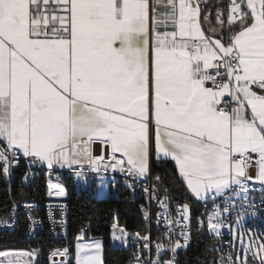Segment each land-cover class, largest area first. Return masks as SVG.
I'll list each match as a JSON object with an SVG mask.
<instances>
[{
    "label": "snow or ice",
    "instance_id": "1",
    "mask_svg": "<svg viewBox=\"0 0 264 264\" xmlns=\"http://www.w3.org/2000/svg\"><path fill=\"white\" fill-rule=\"evenodd\" d=\"M204 3L0 0V170L22 154L49 169L87 163L143 177L155 154L197 198L264 186V0H231L226 20L217 9L219 28L202 26ZM219 216L207 223L217 236ZM112 235L127 234L113 225ZM181 236L167 249L186 246ZM253 247L264 264V241L229 264H248ZM165 250L158 243L156 258L137 264H174ZM77 264H104L101 242L79 245Z\"/></svg>",
    "mask_w": 264,
    "mask_h": 264
},
{
    "label": "built area",
    "instance_id": "2",
    "mask_svg": "<svg viewBox=\"0 0 264 264\" xmlns=\"http://www.w3.org/2000/svg\"><path fill=\"white\" fill-rule=\"evenodd\" d=\"M207 1L205 0V3L202 5L203 7ZM21 160L26 163L31 176L36 175L37 168L42 167L39 163L32 164L30 158H24L20 155L18 163ZM18 163H13L10 166V171L7 173L10 181L16 174L15 167ZM45 172L48 185L47 199L43 204V209L45 212L44 215L51 225L56 238H66L69 234L70 224L69 194L65 184L62 182L61 173H65L74 179L75 188L78 193L89 190V181L91 179H108L111 186V194L117 197L121 192L120 182L123 181L135 197L140 200L139 208L144 214L147 213V216H145L148 220L149 227L145 234L138 231L133 232L121 224L118 221V216H116L112 224L110 247L115 250H127V260L124 264H137V257H140L141 261L150 258L155 259L157 256L156 245L163 242L166 250L162 252L160 259L167 261L174 258V264H180L178 257L179 250L188 247L191 242L194 225L192 206L186 201L173 202L168 194L154 188L152 171L145 179L121 172L119 169L113 170L108 168L105 170L101 167L99 170H94L88 166L80 167L78 165L73 168L64 167L60 170L45 168ZM77 172H81L82 175L78 176L76 174ZM61 190H63V194H61ZM253 193H262V188L258 185L257 181L249 182L246 191L240 190L238 186H233L229 190V197L227 199L216 197L202 201L200 212L196 217L195 223L200 233H205L209 236L210 248L215 254L216 264H221L222 260L224 264H229V256L233 260L237 258L233 226L240 216L250 212L256 213L264 221V198L245 199L241 197ZM185 204L188 205L187 214L189 220L187 221L182 220L184 214L183 205ZM38 207H40V204L28 200L14 204L11 218L8 220L0 219V230L14 229L18 218V210L23 208L30 219L28 235L30 237L33 236L37 231L42 230L44 226V215L36 212ZM225 207L228 208V211H223ZM217 211L220 212V216L214 219L213 222H218L222 225L219 236L207 228L209 216ZM164 217H167V220L173 223L169 224ZM176 221H180V223H176ZM185 224L188 225L187 228L184 227ZM113 225H116L117 228L124 229L127 234L124 242L113 238ZM154 226L157 232L156 237L153 236ZM182 231L189 236L187 245L177 248L175 252L167 249L169 242L174 244L176 241H180L181 245H184V239L181 236ZM117 235H120V233L117 232ZM144 237H147V239H144ZM85 239L84 231H80L75 236V244L77 245L78 242ZM145 244L148 245V248L144 247ZM65 249H67L66 252ZM54 252L57 254L53 255ZM73 263L76 264V256L70 252L68 246H57L52 251L50 264Z\"/></svg>",
    "mask_w": 264,
    "mask_h": 264
},
{
    "label": "trees",
    "instance_id": "3",
    "mask_svg": "<svg viewBox=\"0 0 264 264\" xmlns=\"http://www.w3.org/2000/svg\"><path fill=\"white\" fill-rule=\"evenodd\" d=\"M205 13L209 15L211 25L204 27L219 28L216 20L217 9L222 11L226 20L229 12L228 0H208L204 6ZM227 29L228 25H223ZM230 33L225 32V38ZM153 185L157 190L168 194L173 202L186 201L192 206L193 230L190 245L179 250L180 264H216L215 254L210 248V238L200 233L195 223L200 212L201 201L193 198L188 188L178 179L175 164L170 160H153ZM15 176L10 181L7 174L0 170V219L8 220L12 216L14 204L24 200L40 204L36 212L44 215L43 204L47 199V175L45 167L37 168V174L31 176L26 163L21 160L15 167ZM157 177L160 179L157 180ZM62 182L69 194L70 224L69 234L66 238H56L48 220L44 215V226L33 236H29L30 219L27 212L20 208L14 229L0 230V251L26 249L36 252L35 264H50V256L57 246H68L70 252L75 254V236L84 231L86 237H99L103 240L104 264H124L127 260V250H115L110 247L112 224L115 217L130 231L145 234L148 231V220L140 210V200L135 197L123 181L120 182L119 196L112 194L106 198H94L87 191L78 193L74 179L61 173ZM153 236H157L154 226ZM75 264V263H73Z\"/></svg>",
    "mask_w": 264,
    "mask_h": 264
},
{
    "label": "rangeland",
    "instance_id": "4",
    "mask_svg": "<svg viewBox=\"0 0 264 264\" xmlns=\"http://www.w3.org/2000/svg\"><path fill=\"white\" fill-rule=\"evenodd\" d=\"M93 187V188H92ZM89 192L92 194L94 198L100 199V198H106L109 197L111 194V186L108 179H91L89 181ZM245 199H260L264 198V193L260 194H248L241 196ZM251 217L253 219L254 225L253 226H247L243 225V230L241 231L240 235L238 234V230L240 229L241 225L245 222L246 219L242 217ZM241 230V229H240ZM234 245L235 249H237V257L243 258L245 255L244 249H246L250 244L258 245L261 241H264V221L262 217L256 213H246L242 216H240L235 221V230H234ZM99 241L102 244V256L104 260L103 255V240L99 237H86L85 240L80 241L76 245V264H77V256H78V246L79 245H92L94 242ZM238 245V248H237ZM87 250V249H86ZM256 251V248L253 247L252 251L247 252L246 255L248 257V264H259V256H253V252ZM34 252V251H33ZM36 255V252H34ZM28 254L22 253V252H9V256L6 257H0V261H8L11 260L13 264H17V261L19 264H26L28 261ZM32 264H35V258H32ZM30 263V264H31Z\"/></svg>",
    "mask_w": 264,
    "mask_h": 264
},
{
    "label": "crops",
    "instance_id": "5",
    "mask_svg": "<svg viewBox=\"0 0 264 264\" xmlns=\"http://www.w3.org/2000/svg\"><path fill=\"white\" fill-rule=\"evenodd\" d=\"M229 1V9H230V5H231V0H228ZM240 2V0H237V3H239ZM217 20V19H216ZM203 27H204V24L202 25ZM218 26H220V25H218ZM206 28V27H205ZM92 148H93V152H95V146H94V144L92 145ZM98 150V149H97ZM102 151H103V146H102ZM21 156H22V154H21ZM23 157V156H22ZM24 158H26V157H24ZM31 159V158H30ZM153 160H170V161H172L170 158H160V159H157V157H156V155L155 154H153V156H152V159H151V165H150V172H151V167H152V162H153ZM173 163H174V161H172ZM41 165V164H40ZM42 167H45V168H48L46 165H41ZM84 166H88V167H90L89 165H87V163H85L84 164ZM54 169H56V170H60V169H62L60 166H54ZM150 174V173H149ZM149 174H147V175H145V176H143V177H139L140 179H145V178H147L148 176H149ZM258 183V185H260L261 186V188H262V193H264V186H262L259 182H257ZM235 186V185H234ZM93 188V187H92ZM229 190H230V188L229 189H224V190H222L220 193H216L214 190L212 191V192H210L207 196H206V198H197V197H195V195L194 194H192L191 192H190V190L188 189V191L191 193V195L193 196V198L194 199H196L197 201H204V200H207V199H209V198H216V197H222V198H225V199H227L228 197H229ZM242 218H244V219H246L245 220V222L241 225V227H240V229L238 230V234L240 235V233H241V231L243 230V225H245V227H247V226H253L254 225V222H253V219L251 218V217H242ZM234 230H235V223H234V226H233V232H234ZM237 248H238V245H237ZM3 251H8V252H22V253H26V254H28V258H30V259H28V261H27V263L26 264H30L31 262H32V258H35L36 257V255L34 254V252L33 251H30V250H26V249H19V250H14V249H10V250H3ZM32 264V263H31Z\"/></svg>",
    "mask_w": 264,
    "mask_h": 264
},
{
    "label": "water",
    "instance_id": "6",
    "mask_svg": "<svg viewBox=\"0 0 264 264\" xmlns=\"http://www.w3.org/2000/svg\"><path fill=\"white\" fill-rule=\"evenodd\" d=\"M94 146H95V152H94V154H101V152H102V145L94 144Z\"/></svg>",
    "mask_w": 264,
    "mask_h": 264
}]
</instances>
